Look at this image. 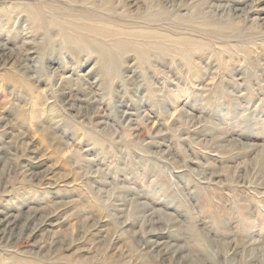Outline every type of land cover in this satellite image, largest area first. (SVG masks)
I'll return each mask as SVG.
<instances>
[{
  "label": "rangeland",
  "instance_id": "1",
  "mask_svg": "<svg viewBox=\"0 0 264 264\" xmlns=\"http://www.w3.org/2000/svg\"><path fill=\"white\" fill-rule=\"evenodd\" d=\"M237 9L0 0V264H160L156 229L164 264H264V0Z\"/></svg>",
  "mask_w": 264,
  "mask_h": 264
},
{
  "label": "bare ground",
  "instance_id": "2",
  "mask_svg": "<svg viewBox=\"0 0 264 264\" xmlns=\"http://www.w3.org/2000/svg\"><path fill=\"white\" fill-rule=\"evenodd\" d=\"M220 1H224L228 7L230 8V11L232 12H237V11H240V9H237L238 6L244 4L246 1L248 0H220ZM213 7V6H212ZM4 44H0V51L1 50H4ZM31 49H28L25 54L23 55V59L19 60L18 59V62H20L19 65H21L24 61H26L27 59L28 60H31V59H34L33 56H31L34 52H29ZM31 54V55H30ZM23 69L24 71L25 70V66H22L20 67V69ZM81 101V100H80ZM83 101V100H82ZM81 101V102H82ZM63 103V102H62ZM67 105V103H63V106L64 105ZM7 125V124H6ZM4 126L3 128L7 127V126ZM9 153V152H7ZM11 153V152H10ZM12 155H14L12 153ZM4 160V159H3ZM137 211V209H136ZM16 215V214H14ZM5 216V217H4ZM47 216V215H45ZM34 216H28L25 220V222L20 225V227H18L19 231L22 232L24 230L27 229V226L31 220V218H33ZM41 217V216H40ZM40 219V218H39ZM49 219L51 218H47L45 221H42L40 224H36L35 226H33V231H38L40 227H45V226H48V227H55L56 224H52V223H48V221H50ZM17 220L18 218L16 216H13V215H4L1 211H0V240L3 241V239L5 237H9V239L11 238L12 240L14 239V231L15 229H17ZM140 220V219H138ZM138 222V221H137ZM39 223V222H37ZM134 221H130L128 224L131 225L133 224ZM154 223V222H153ZM92 226V225H91ZM90 226V228H91ZM153 226V225H152ZM155 226V225H154ZM96 227L95 224L92 226V228ZM159 227V226H158ZM145 228V226H144ZM52 230V229H51ZM91 230V229H90ZM164 230V229H163ZM178 230V229H176ZM32 231V232H33ZM39 232V231H38ZM18 234V233H17ZM166 235L165 232H163L162 230H159V229H156V230H152V231H149L146 233V236L147 238L145 239L144 241V246H145V249L147 250V252L150 254V256H153L155 259H157V261L160 263V264H164L168 257H169V254L172 250L171 246H168V244H164V242H161V240L164 238V236ZM22 237V236H21ZM51 238V237H50ZM49 238V239H50ZM83 238V237H82ZM19 239V238H18ZM81 239V238H80ZM15 240V239H14ZM56 240V239H55ZM167 240V239H166ZM11 241V240H10ZM17 241V240H16ZM80 241V240H79ZM1 242V241H0ZM18 242V241H17ZM62 243V242H61ZM170 243V242H169ZM10 244V243H9ZM52 244V243H51ZM57 244V243H56ZM55 244V245H56ZM8 245V244H7ZM5 248V247H4ZM51 248V247H49ZM8 250V249H6ZM44 250V249H43ZM174 250V253H180L181 252V248L180 247H177L176 249H173ZM173 257V256H172ZM179 257V256H178ZM180 258V257H179ZM177 259V258H176ZM190 260V259H189ZM170 261V260H169ZM168 261V262H169ZM177 261V260H176ZM191 261V260H190ZM185 262V261H184ZM189 262V261H188ZM186 263V262H185ZM191 263V262H190Z\"/></svg>",
  "mask_w": 264,
  "mask_h": 264
}]
</instances>
